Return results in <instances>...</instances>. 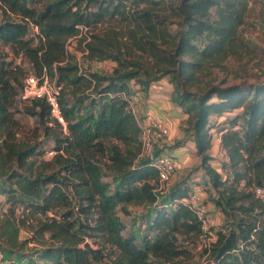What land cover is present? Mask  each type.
Returning a JSON list of instances; mask_svg holds the SVG:
<instances>
[{
	"label": "trees",
	"instance_id": "obj_1",
	"mask_svg": "<svg viewBox=\"0 0 264 264\" xmlns=\"http://www.w3.org/2000/svg\"><path fill=\"white\" fill-rule=\"evenodd\" d=\"M252 1L0 0V48L27 56L35 71L23 78L0 50V255L8 264H189L191 246L207 235L184 201L201 185L195 169L224 217L200 264H264V81L250 82L243 68L232 70L233 84L212 74L251 52L240 29ZM73 39L84 59L115 62L111 71L84 68L67 48ZM29 75L61 86L65 127L46 97L22 98ZM164 78L200 160L171 185L141 155L131 97L133 83L147 92ZM23 103L35 122L28 131L16 117ZM41 136L54 142L50 159ZM131 205L145 211L135 217L139 236L124 219ZM92 238L97 249L85 246Z\"/></svg>",
	"mask_w": 264,
	"mask_h": 264
},
{
	"label": "rangeland",
	"instance_id": "obj_2",
	"mask_svg": "<svg viewBox=\"0 0 264 264\" xmlns=\"http://www.w3.org/2000/svg\"><path fill=\"white\" fill-rule=\"evenodd\" d=\"M0 16H1V10H0ZM14 17V15H13ZM32 34L36 33L35 29H31ZM240 34L244 39L249 43L251 52L250 53H243L242 59H235V57H230L226 61V66L228 69H224L221 67H216L212 70L213 77L215 78L216 82H220L223 80H226V84H233L238 82L239 80L234 76V72L232 70L235 69H244V72L248 75V79L250 82L259 79L261 81H264V0H254L250 3V10L247 14V19L245 24L241 27L240 29ZM38 38L34 37V45L38 44ZM77 39H73L68 41L67 43V48L69 51L75 52L78 59L81 60V64L84 68L92 70V71H99V72H110L111 69L114 67L115 62L111 60H94V59H88V58H83V54L81 50H75V46L77 45ZM3 54L7 55V59H11L15 61V64L20 63V66L23 69L24 76L27 73H33L35 74V71L33 69L32 64L29 63V58L27 56H23L22 54H19L18 56L14 54L13 50L8 48V47H2L0 48ZM238 67V68H237ZM22 78V80H23ZM133 88L136 87L134 83L132 84ZM25 103L20 105V111L16 113V117L20 119L21 124L23 125V129L25 131H28L29 129H33L35 122L32 117H30L28 114L24 113L25 110ZM137 113V112H136ZM225 119V116H222L219 118V121H223ZM216 127L214 128V143L213 147L211 150V154L217 155L215 156V160L217 161L216 167H219V161L221 156V148L218 146V140L217 136H219L216 132ZM40 140L43 142V157L45 159H50L52 157V154H49V151L51 149H54V142L51 139H45V136H41ZM162 148H166L164 145V142H162L161 145ZM167 149H164L166 153ZM55 155V154H54ZM213 155V156H214ZM175 161V160H174ZM219 162V163H218ZM196 164H192L191 167L188 169H195ZM198 170V169H197ZM196 169L190 171V174L194 177H197L201 179V186L195 187V183L192 184L193 188H197L195 192L202 193V199L207 206L208 203L211 201L209 200V193L207 191V188L210 187L209 184H203L204 179L201 174H199ZM189 173L188 170L184 171V174ZM174 176V177H173ZM171 179L168 181V185L173 184L176 180H179L181 178H176L175 175H173ZM207 179V178H206ZM196 180V179H195ZM194 190L191 191V193ZM131 215L125 216L124 219L128 221L129 226H130V231L134 232L136 235H141L143 229L140 228L139 226V221L136 220L135 217H140L143 213H145L144 208L136 205H131ZM208 208V217H211L212 223H206L205 225V231L207 232V235L205 237H202L197 241V244H193L192 250L197 254L189 264H200L205 257H200L201 252L203 251L204 243L211 241V239H214L215 237V232L216 230L221 227L224 223V217L221 212L213 211L212 209ZM210 219V218H209ZM30 234L26 231H23L21 236L23 238L29 236ZM90 245L94 248L97 249L98 245L95 243L94 238L88 240ZM34 245L33 243L30 244V246ZM107 259L102 260V264L107 263ZM182 264H186L183 262Z\"/></svg>",
	"mask_w": 264,
	"mask_h": 264
},
{
	"label": "crops",
	"instance_id": "obj_3",
	"mask_svg": "<svg viewBox=\"0 0 264 264\" xmlns=\"http://www.w3.org/2000/svg\"><path fill=\"white\" fill-rule=\"evenodd\" d=\"M170 90V82L167 78H164L152 84L147 92L139 91L138 87H134L131 97L133 107L140 118H144L146 115H153L162 120L168 126L169 135L164 141L166 148L164 147L161 149V146L159 147V151L165 152L164 149H167V154L172 156L176 163V172L174 175L176 178H181L185 170L190 171L191 169L188 168L191 167L192 164H198L200 160L196 154L195 141L188 135L184 128V120L187 116L181 108L172 103L170 99ZM217 140L218 146H220L219 136H217ZM219 155L221 156L219 162H221L224 159V155L222 152ZM215 156L217 155H214V157ZM216 162V160H213L212 164L216 166ZM198 173L201 174L203 178H208L204 172L199 171ZM191 177L192 180H201L194 176ZM199 186L201 185H195V187ZM193 190L195 191L197 188H193ZM199 194L203 196L202 193ZM206 207L219 212L212 202L208 203ZM209 218L212 223L213 221H211V217Z\"/></svg>",
	"mask_w": 264,
	"mask_h": 264
},
{
	"label": "built area",
	"instance_id": "obj_4",
	"mask_svg": "<svg viewBox=\"0 0 264 264\" xmlns=\"http://www.w3.org/2000/svg\"><path fill=\"white\" fill-rule=\"evenodd\" d=\"M35 29L37 30V27ZM60 90L61 86L55 82H51L47 77L43 81H40L34 75H29L25 80L22 98L28 100L34 97H46L51 106L52 116L57 118L65 127L66 123L62 116L58 100ZM134 112L141 127V155L153 161V165L159 171V181L161 183H168L176 171V163L172 156L163 151L156 153V150L161 147L162 142L168 137L169 128L162 120L153 115H146L144 118H140L135 109ZM49 154H53V151H49ZM256 192L262 195L261 188H257ZM184 201L204 221L205 225L210 222L208 209L204 204L201 194L192 192ZM0 264H8V261L4 260L1 255Z\"/></svg>",
	"mask_w": 264,
	"mask_h": 264
},
{
	"label": "water",
	"instance_id": "obj_5",
	"mask_svg": "<svg viewBox=\"0 0 264 264\" xmlns=\"http://www.w3.org/2000/svg\"><path fill=\"white\" fill-rule=\"evenodd\" d=\"M85 246H86V247H89V248H91V247H92V246L90 245V243H89V242H86ZM94 251L96 252V250H94Z\"/></svg>",
	"mask_w": 264,
	"mask_h": 264
}]
</instances>
